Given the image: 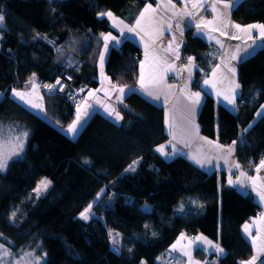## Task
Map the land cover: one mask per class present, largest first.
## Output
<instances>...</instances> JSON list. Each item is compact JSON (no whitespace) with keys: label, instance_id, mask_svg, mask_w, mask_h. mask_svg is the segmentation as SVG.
I'll return each mask as SVG.
<instances>
[{"label":"trees","instance_id":"obj_1","mask_svg":"<svg viewBox=\"0 0 264 264\" xmlns=\"http://www.w3.org/2000/svg\"><path fill=\"white\" fill-rule=\"evenodd\" d=\"M146 2L0 0L5 16L0 130L18 134L24 144L22 153L0 172V244L9 253L36 248L43 264H156L161 253L187 234L219 243L226 252L219 264H241L252 257L242 229L257 207L242 205L225 174L206 173L182 156L165 161L157 154L156 148L169 139L162 106L132 93L119 108L125 117L122 124L96 113L71 140L62 129L75 119L77 106L65 96L44 95L47 119L11 97L33 77L39 83L55 82L68 74L75 86H97L101 33L110 30L107 18L99 14L111 11L132 23ZM233 19L243 26L264 24V0L243 1ZM211 47L195 29L186 31L183 56L200 65L194 88L210 71ZM140 58L141 49L125 41L111 50L107 75L115 85H135ZM71 60L78 65L70 66ZM238 80V110L232 112L207 96L198 122L206 138L224 146L240 141L238 164L246 171L264 157V118L253 123L264 104V46L241 63ZM250 123L252 128L245 132ZM134 161L139 162L137 169L126 171ZM43 179L52 186L38 197L35 190ZM144 204L151 210L144 211ZM181 204L185 211L178 213ZM89 205L91 215L84 220L81 213ZM110 232L119 233V253L113 251ZM214 256L195 252L200 260Z\"/></svg>","mask_w":264,"mask_h":264},{"label":"crops","instance_id":"obj_2","mask_svg":"<svg viewBox=\"0 0 264 264\" xmlns=\"http://www.w3.org/2000/svg\"><path fill=\"white\" fill-rule=\"evenodd\" d=\"M243 1L245 0H241V3ZM213 2L214 0H206L203 10H198L192 8V0H171V4L169 3V0H147L145 5L142 7L141 11L148 4H151L152 8L149 9V11L144 14V20L141 21L140 27L136 29V32H138L139 35H136L135 33L132 32H128L127 29L124 28V26L135 25L136 19L139 17L140 13L132 23H129L125 19L117 17L113 14L116 17L115 25L112 20L108 19L105 16L110 23V30L104 34L111 33L113 36H116L120 42L115 47H113V44L115 42H109V49L106 53H104L105 59H104L103 76H101L99 57H98L97 74L95 76V80L98 81V84L97 86H91V87L89 86L90 88L89 92H91L92 95L87 94L86 98L83 99L77 105L80 106L82 124H83V126L79 129L78 134L75 136V138H72L70 134H68L65 131L67 127L65 129H62V132L71 140L77 139L81 134L82 130L84 129V127L89 122L90 118L96 113H99L105 116L106 118H108L109 120H111L113 123L120 125L124 122L125 117L123 116L119 108L124 104L126 98L132 93L141 94L152 103L158 106H162L164 108L165 122L167 121L166 129L169 134V139L167 140L166 143L163 144L168 146L165 149L166 151L171 150V145L169 144V141H172V144H174L175 147L182 153L178 156L185 157L186 159H188L190 162L195 164L197 167H199L206 173L209 174L216 173L219 176H221V174H225L226 184L237 190L239 194V200L242 203V205H244L248 209H252L253 206L257 207L258 211H260L261 214L259 216L255 215V217L251 218L250 221L246 223L249 224L252 234L257 235L259 220L261 218L262 213H264V202H259L258 197H256L255 192L251 191L250 186L248 188H244L240 185H235V186L230 185L228 183V180H229V176L231 175L233 181L239 178L243 180L245 183L251 185V182L248 181L246 177H241L239 175L240 172H244L246 173V176L255 177L256 184L257 186H259L261 183H264V168H261L259 172L256 171V168L259 166L260 162L253 169L246 171L240 170L239 168H236L234 166L233 162L239 163L238 146L240 141H237L235 143V151L230 157H228L229 162L225 163L223 153L215 147L216 144L219 145L222 144H220L218 140L206 138L201 134L198 119L203 103L207 96H212L217 103L225 106L226 101L223 100V96L229 93V90L231 88L230 81L234 79L236 82L239 83L238 75H239L240 65L242 62H239L238 60L230 61L229 57L225 56L224 53L227 52L231 54L232 52L235 51L237 47H239L240 49L239 55L244 56V61H245L246 59L255 55L258 51H260L263 48L264 41H261L259 39V32L256 29L250 31L251 38H249V34L241 32L239 29L232 27L233 24H239L233 19V11L241 3H239L236 7L230 10V14L227 20H225L223 16H221L219 20H216L217 13H214L211 10V7L209 6ZM185 4L187 5L186 7ZM172 5H175V7H173ZM217 8L220 11H224L222 4H218ZM189 11L192 12L199 11V15L196 16V20H199L201 17H203L207 21H213V23L209 24L207 27L202 25L200 29V33H197L194 27L196 20H191V18L188 17L187 15H180V16L174 15V13H181V12L187 13ZM178 20L182 21L181 26L184 29L183 35H181L180 31L175 27ZM120 21H123V23L122 24L119 23ZM222 22L227 23L226 28L221 27ZM168 23H171L173 25L171 30L167 28ZM189 24H191L192 26H188ZM239 25L242 28L248 26V25L243 26L241 24ZM190 28L195 29V32L199 36H201L209 43H211L212 47L208 53V60H207V63L210 66V71L207 74V76L204 78V80L205 79L211 80L214 85L212 87L205 85L203 80L199 88H194V82H195L197 70L200 68V65H198L194 60L192 61L194 67L191 68V79L189 80V68L187 67V63L183 61V57H184L183 44L185 41V33ZM121 29H123V35L120 34ZM217 29H220L228 33V35H221L220 30ZM229 36H235L237 38L229 39ZM173 37H175V39H173ZM209 37H211V39H209ZM127 40L134 42L141 49V58L138 64V76L135 85L118 86L111 81V79L107 75L105 67L111 50L114 48H120V46ZM217 40H219L224 45V48L220 47V44L216 42ZM245 41L247 43H245ZM169 44H171V48L168 47ZM245 48H248V51L251 53V55L245 56L244 54ZM146 51H147V57H146ZM102 52H104L103 41L101 44L99 56ZM177 55L179 56V59H176ZM60 59L63 60L64 57L60 55ZM68 64L72 67H76L78 65V62H76V60H71L68 61ZM156 64H159L160 68L164 70L162 71L164 77L163 87H164V93L167 94V99H165V94H161L160 100L158 101H154L151 98H148L140 88L141 72L143 71L145 79L147 80L148 77L153 72V66ZM169 65H171L172 67H169ZM233 65L236 67L235 77H233L232 74L228 72V67ZM213 70H216L215 77L211 75ZM31 81L32 82L31 83L29 82L28 85L29 89L24 88L23 90H15L25 94L23 100H21L19 97L13 96L14 90L10 93L11 97L29 111L33 112L34 114L44 119H47L43 95L41 94V91L38 88L39 81L36 77H33ZM185 83H187L188 85L186 89L184 88ZM113 85H115L117 88L123 87L125 89V94L122 98L123 100L122 103L119 102L120 94L112 87ZM167 85H173V87L169 89ZM181 89H184V91L182 92ZM240 89L241 88L237 89L238 96L240 95ZM105 91L109 93L107 96L105 95ZM190 92L201 93L200 104L196 108L194 113V124L198 126V136L187 135L183 132V129L186 127V116H187V112L184 106L189 103V101L185 99V97ZM218 92L221 95L218 96L217 95ZM97 100L103 101L104 105H110L112 108H114L116 112H119L120 115L123 116V120L116 121L115 113H113L112 116H109L108 112L104 110V107H102L101 104L96 102ZM33 104L39 105L40 107L33 108L32 107ZM87 105H92V107L88 108ZM228 109H230V106ZM75 117H76V113H75ZM261 119L262 118H258L256 116L255 122ZM173 124H174V128L170 130L169 125H173ZM171 131H175L176 140H173ZM200 137H203L205 139H200ZM207 141H212L213 143L208 144ZM229 146H232V144ZM229 146H224V148L227 149ZM157 154L165 161H171L172 159L178 157L176 156L171 159H166L159 152H157ZM192 157H196L198 159H201L202 161L204 160L205 157H207L209 160H211V164L205 163V166L202 168L194 162ZM261 160H264V157ZM137 164H139V162ZM137 167H135V169H137ZM249 192L251 193L250 195L245 194ZM242 232L244 237L250 243V238L246 236L243 229ZM197 236H202V235H197ZM197 236L188 235L186 236V238L189 240L191 239L194 240V238ZM212 242L219 244L214 241ZM184 243L185 241L180 242L181 245H185ZM257 243H259V241H257ZM219 246L221 247L220 244ZM204 252H206L207 254H214L215 258L214 257L213 258L217 260V255L213 253L210 249ZM224 253L226 254L225 250ZM225 254L220 256L219 260L223 258ZM254 254H255V250L253 248V255ZM261 260H264V256L260 257L256 261V264H261ZM247 261H245V264Z\"/></svg>","mask_w":264,"mask_h":264},{"label":"snow or ice","instance_id":"obj_3","mask_svg":"<svg viewBox=\"0 0 264 264\" xmlns=\"http://www.w3.org/2000/svg\"><path fill=\"white\" fill-rule=\"evenodd\" d=\"M169 3L171 4V0H169ZM206 3V0H192V8L193 9H198V10H203V7ZM239 3H241V0H214L213 3H211L209 6L211 7V10L214 13H217L216 16V20H219L221 16H223L225 18V20H227L229 14H230V10L233 9L234 7H236ZM218 4H222L223 5V9L224 11H220L217 8ZM173 7H175V5H172ZM187 5L185 4V7ZM152 8L151 4H148L141 12L139 17L136 19L135 25L133 26H128L125 25L124 28L127 29L128 32H132L135 33L136 35H139L138 32H136V29L140 27L141 25V21L144 20V14L147 13L149 11V9ZM100 17H107L108 19L112 20L114 22H116V17L113 15V13L111 11H107V12H101ZM174 15L180 16V15H187L188 17L191 18V20H196V16L199 15V11L196 12H192L189 11L187 13H174ZM4 20H5V16L4 14L0 13V32H2L4 30ZM119 23H123V21H120ZM213 21H207L205 20L203 17H201L199 20H196V23L194 25L197 33H200V29L203 26L207 27L209 24H212ZM182 25V21L178 20L175 27L180 31V34L183 35V27ZM188 26H192L191 24H189ZM173 27V25L171 23L167 24V28L169 30H171ZM222 28H226L227 27V23L222 22L221 24ZM232 27L239 29L241 32H244L246 34H249V38H251L250 36V31L253 29L258 30L259 32V39L261 41H264V24H253V25H248L247 27L242 28L239 24H233ZM220 30V29H217ZM121 35H123V29H121ZM220 34L221 35H228V33L220 30ZM237 37L235 36H229V39H235ZM0 39H2V36H0ZM101 39L103 41V50L104 52H102L99 56V66H100V71H101V76L104 75V53H106L109 49V42H115L113 44V47H115L116 45L119 44V40L117 39L116 36H113L111 33L108 34H104L101 33ZM173 39H175V37H173ZM209 39H211V37H209ZM218 44H220L221 48H224V45L217 40L216 41ZM245 43H247L245 41ZM169 48H171V44L168 45ZM147 48V46H146ZM240 49L239 47H237L235 49L234 52H232L231 54L229 53H224L225 56L229 57V60H238L239 62H243L244 61V56H240ZM244 54L245 56L247 55H251V53L248 51V48L244 49ZM146 57H147V51H146ZM176 59H179V56H176ZM194 60L193 57H189L187 60V67L189 68V80L191 79V68L194 67V64L192 63V61ZM169 67H172L171 65H169ZM162 70L159 66V64H156L153 66V72L152 74L148 77V79H145V76L143 74V71L141 72L140 75V88L143 91V93L148 97L151 98L154 101H158L160 100L161 94H165L164 93V87H163V74H162ZM228 72H230L232 74L233 77H235L236 75V67L233 66H229L228 67ZM213 77H215L216 75V70H213L212 74ZM32 81H30L31 83ZM57 84H60V81L56 82ZM204 84L208 85L210 87L214 86L213 82L211 80L205 79L204 80ZM231 84V88L229 90L228 94H225L223 96V100L226 101L225 107L229 108L230 106V111L232 112H236L238 110V105H237V98H238V93H237V89H239L241 87V85L236 82L234 79L230 81ZM45 87H47L49 89V91H52L55 88V85H46ZM119 94V102H123L122 98L125 94V89L123 87H119L117 88L115 85L112 86ZM167 87L170 89L173 87V85H167ZM188 87L187 83H185L184 88L186 89ZM59 91L63 90V86H61L60 89H58ZM132 91V90H129ZM181 91L183 92L184 89H181ZM89 95H92L91 92L88 93ZM109 93L107 91H105V95L107 96ZM24 93L22 92H18V91H13V96L14 97H19L21 100L24 99ZM217 95H221L219 92L217 93ZM74 99V97H73ZM165 99H167V94H165ZM185 99H187L189 101L188 104H186L184 107L186 109L187 112V116H186V127L183 129V132L187 135H195L198 136V126L194 124V113L196 108L199 106L200 104V99H201V93L200 92H190ZM240 99H243V97H240ZM97 103L101 104L102 107H104V110L106 112H108L109 116H112L113 113H115V120L116 121H120L123 120V116L120 115L119 112H116V110L114 108H112L110 105H104L103 101L97 100ZM33 108H38L40 107L39 105L33 104L32 105ZM88 108L92 107V105H87ZM111 109V110H110ZM256 116L258 118H264V105L260 106V110L257 111ZM167 123V121H166ZM255 123V121L253 122ZM83 126L82 124V116H81V111H80V106H77V110H76V117L73 120V122L71 124H69L66 128V132L68 134H70V136L72 138H75V136L78 134L79 129ZM252 124L250 123L247 128L245 129V132L248 131L249 129L252 128ZM170 130L174 128V124L173 125H169ZM25 137L27 136V133L25 132L23 134ZM171 135L173 140H176V133L175 131H171ZM17 139H19V137H17ZM200 139H205L203 137H200ZM180 142V141H178ZM208 144H212V141H207ZM235 141L233 142L232 146H229L227 149L224 148V146L216 144L215 147L217 149H219L223 155H224V159H225V163H228V157H230L234 151H235ZM169 144L171 145V150L170 151H166V145H161L158 148H156V151L159 152L162 156H164L166 159H171L173 157H176L180 154H182L176 147L174 144H172V141H169ZM18 147L22 148L23 145L20 144ZM18 154V153H17ZM7 157L4 156L2 153H0V172L6 170L7 168ZM192 159L194 160V162L196 164H198L200 167H204L205 163L211 164V160H209L207 157L204 158V160L202 161L201 159H198L196 157H192ZM84 164H88L90 163L88 160H84L83 161ZM138 163V161H134L132 165L129 166L128 169H126V171H135V165ZM234 163V166L236 168H240V165L238 163ZM261 168H264V160L260 161L259 166L256 168V171L259 172ZM241 177H246V179L248 181L251 182V185H249L248 183H245L243 180L237 178L235 181L232 180L231 175L229 176V180L228 183L230 185H240L244 188H248L249 186L251 187V191L255 192L256 197H258L259 202H264V183H261L259 186H257L256 184V178L252 177V176H246V173L244 172H240L239 174ZM42 184H47L50 183V181H42ZM37 191H39V188H37ZM246 195H250L251 193H245ZM99 198V197H98ZM97 198V199H98ZM195 203V202H193ZM92 208V205L88 206V209H86L84 212L81 213V218L84 220H88L89 219V215L88 213L90 212ZM145 210L147 211V207L145 208ZM185 211L184 209V205L181 204L178 209L177 212L178 213H183ZM243 231L246 234V236L248 238H250V243L252 244L254 250H255V254L251 257V259L249 261L246 262V264H256V261L264 256V213H262L261 218L259 220V227H258V231H257V235H253L252 231L250 229L249 224H245L243 227ZM153 235H155V233H153ZM109 236L111 237V243L113 244V251H115L116 253H119L120 249L118 247H116V245L119 244V240H118V236L119 233H116L115 235H113L111 232L109 233ZM185 237L182 234L180 239L183 240ZM197 241L201 242V245H207L208 248H201V251H208L209 249L215 253L217 255V260H219L220 256L224 255V249L222 247L219 246V244L213 243L212 241L208 240L206 237L204 236H197L194 238ZM257 241H259V243H257ZM180 241L178 240L176 244L172 245V249L175 250L177 247V244H179ZM191 243V241L189 242ZM0 261H2L4 259L5 256H10L11 253H9L6 249H4V246L2 244H0ZM25 255L31 256V253H26ZM46 255V254H45ZM183 255L188 256V261L185 262V264H191L192 258L189 252L184 251ZM17 264H20L19 261H17ZM37 264H38V259H37ZM241 264H245V262H241ZM261 264H264V260H261Z\"/></svg>","mask_w":264,"mask_h":264},{"label":"rangeland","instance_id":"obj_4","mask_svg":"<svg viewBox=\"0 0 264 264\" xmlns=\"http://www.w3.org/2000/svg\"><path fill=\"white\" fill-rule=\"evenodd\" d=\"M0 36H1V32H0ZM38 86H39V83H38ZM25 89H29V86ZM40 91H41V94L43 95V99H44V95H47V94L42 92L41 89H40ZM1 98H2V94L0 93V100H1ZM1 131H3V130H0V153H2L4 156H6L8 158L7 159V165H8V163L10 162L11 159L19 156L22 153L23 147L20 148L18 146L20 144H22L24 146V144H23V141H22V139H20V136L18 134H14V133L10 132L8 135H4V134H1ZM17 137H19V139H17ZM42 181H50V180L49 179H43ZM41 182L39 183V185L37 187V188H39V191H37V189L35 190V194L38 197L44 196L48 192L50 187L52 186L51 181H50V183H47L46 185L42 184ZM146 207L148 209L147 211L151 210L150 205L144 204L142 206L144 211H146L145 210ZM88 215L90 218L91 212H89ZM114 234H116V233H114ZM183 235L185 238L183 240H181L180 239L181 235H180L174 244H176L177 241L179 240L180 242L185 241V243H184L185 245H181L179 243V244H177V247L175 250H173L172 246H171L169 249H167L166 251H164L163 253H161L158 256V258L156 260V264H185V262L188 261L189 258H188V256L183 255L184 251H187L190 253L191 258H192L191 264H219V260L214 259L215 257L212 259L208 258L206 260L197 259L195 257V252L197 250H200L202 247L208 248L207 245H201V242L197 241L195 239L194 240L187 239L186 238V236H188L187 234H183ZM190 241H191V243H189ZM37 252H38V250L36 248L30 249L29 247H26L25 249L19 251L17 254H11L10 256H5L4 259L2 261H0V264H17V261H19L20 264H37V259H38V264H43L44 258L42 257V255H38ZM26 253H31L32 255L31 256L25 255ZM0 254H2V253H0ZM142 264H147V263L143 262Z\"/></svg>","mask_w":264,"mask_h":264},{"label":"built area","instance_id":"obj_5","mask_svg":"<svg viewBox=\"0 0 264 264\" xmlns=\"http://www.w3.org/2000/svg\"><path fill=\"white\" fill-rule=\"evenodd\" d=\"M187 60L188 57H183V61L185 63H187ZM57 81H60V84H57ZM74 84L75 79L71 75L65 74L63 77L58 78L55 82H40L39 88L47 95L65 96L70 103L77 106L83 99L86 98L90 88L89 86H75ZM46 85H55V88L52 91H49V89L45 87ZM61 86H63V90L59 91L58 89H60ZM254 167H256V164ZM260 214L261 212L257 211L256 216H259Z\"/></svg>","mask_w":264,"mask_h":264}]
</instances>
